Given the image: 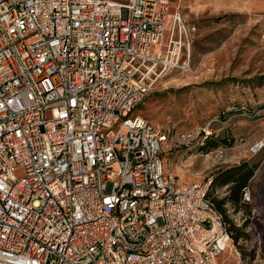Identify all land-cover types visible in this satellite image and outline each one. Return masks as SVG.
Returning a JSON list of instances; mask_svg holds the SVG:
<instances>
[{
	"label": "built area",
	"instance_id": "built-area-1",
	"mask_svg": "<svg viewBox=\"0 0 264 264\" xmlns=\"http://www.w3.org/2000/svg\"><path fill=\"white\" fill-rule=\"evenodd\" d=\"M168 8L0 0V264H216L231 242L211 179L164 166L183 136L131 114L195 30Z\"/></svg>",
	"mask_w": 264,
	"mask_h": 264
},
{
	"label": "rangeland",
	"instance_id": "rangeland-1",
	"mask_svg": "<svg viewBox=\"0 0 264 264\" xmlns=\"http://www.w3.org/2000/svg\"><path fill=\"white\" fill-rule=\"evenodd\" d=\"M168 9L169 19L179 13L195 30L177 66L155 80L131 114L183 136L163 149L164 166L180 184L211 179L214 200L229 193V185L215 182L218 173L242 163L253 168L249 200L221 205L231 242L216 264H264V144L252 150L264 143V0H169Z\"/></svg>",
	"mask_w": 264,
	"mask_h": 264
},
{
	"label": "trees",
	"instance_id": "trees-1",
	"mask_svg": "<svg viewBox=\"0 0 264 264\" xmlns=\"http://www.w3.org/2000/svg\"><path fill=\"white\" fill-rule=\"evenodd\" d=\"M253 173V168L248 167V164L242 163L232 167H229L215 177V182H219L221 184L229 185V193L227 196L220 200H214L210 195L215 207L221 211L225 217V213L222 210V206L225 202H231L233 204H237L240 199H242L243 191L248 187V180ZM226 220V218H225ZM227 222V221H226ZM228 228H229V223Z\"/></svg>",
	"mask_w": 264,
	"mask_h": 264
},
{
	"label": "bare ground",
	"instance_id": "bare-ground-1",
	"mask_svg": "<svg viewBox=\"0 0 264 264\" xmlns=\"http://www.w3.org/2000/svg\"><path fill=\"white\" fill-rule=\"evenodd\" d=\"M169 15H170V14H169ZM170 17H171V16H170ZM170 29H171V25H168L167 31H165V35H166V32H168ZM161 44H164V38H163ZM229 243H230V240L228 241V246H229ZM228 246H227V247H228Z\"/></svg>",
	"mask_w": 264,
	"mask_h": 264
}]
</instances>
